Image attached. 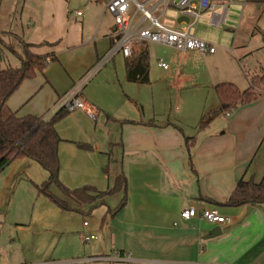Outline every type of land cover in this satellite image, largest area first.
Wrapping results in <instances>:
<instances>
[{
  "label": "crops",
  "instance_id": "1",
  "mask_svg": "<svg viewBox=\"0 0 264 264\" xmlns=\"http://www.w3.org/2000/svg\"><path fill=\"white\" fill-rule=\"evenodd\" d=\"M28 3L31 10L25 16L26 24L21 18L0 26V41L16 42L23 53L28 47L34 55L55 57L41 75L50 86L52 103L59 102L111 48L115 18L105 11V0H26ZM239 3L243 12L237 30L226 29L230 7L221 27L209 24L206 18L211 12L201 19L207 27L221 31L223 46L210 41L217 47L215 54L180 53L165 47V56L152 65L150 46L160 45L145 43L136 47L130 58L116 56L97 74L100 85L104 80L120 84L124 93L131 95L132 104L127 103L135 114L98 105L92 96L82 94L96 112L97 128L102 130L84 140L92 144L93 153L78 156L95 163L99 178L103 177L101 171H106L113 186L116 177L124 174L128 190L125 207L114 215L109 211L115 208H109L98 226L82 230L86 238H97L86 242L91 243L86 248L81 239L79 245L64 241L70 233L68 214L72 211L55 205L61 221L56 228L60 237L53 240L58 245L54 253L27 258L24 253L4 250L0 264H264V205L228 204L240 181L258 184L264 178V89L255 90L251 102L200 126L202 119L220 106L218 85L230 83L244 92L252 80L264 77V23L253 32L260 34L256 42L239 34L254 16L264 19V0H236L234 4ZM177 20L176 25L190 22L182 16ZM144 51L149 54V83L129 82L126 64ZM161 60L168 70L159 66ZM157 80L166 82L168 101L149 110L145 100L131 94V85H150ZM7 105L20 117H40L21 115L9 101ZM113 116L122 120L112 125ZM56 130L59 133L57 126ZM67 173L61 164L60 181L70 190L100 187L101 180L94 179L92 170L84 174L74 167L72 175ZM188 208L199 213L215 210L230 223L185 221L181 213ZM216 228L221 233L209 237ZM23 230L24 224L16 225L20 239Z\"/></svg>",
  "mask_w": 264,
  "mask_h": 264
},
{
  "label": "rangeland",
  "instance_id": "2",
  "mask_svg": "<svg viewBox=\"0 0 264 264\" xmlns=\"http://www.w3.org/2000/svg\"><path fill=\"white\" fill-rule=\"evenodd\" d=\"M25 1L0 0V26H6L9 23L15 24V22H20L21 18L23 23L26 24L25 16L31 10V7L30 3L26 5ZM235 7L241 8L236 10ZM230 10L226 29L237 30L242 20L243 5L241 3L233 4L230 6ZM205 14L206 17L210 16L208 12ZM179 16L180 14L175 9L170 8L161 18V22L167 27H175ZM263 23L264 19L257 15L254 16L250 23L242 26L243 32L239 31L241 38L244 37L247 40L256 42L260 34L256 31V34L253 35V32L256 28H260ZM247 25H249V28H246ZM220 33L221 31L216 30V28L207 27L203 20H200L191 31V34L198 38L223 46L224 44L219 37ZM2 41H0V66L3 69L20 68L19 56L23 54L22 47H18L14 41ZM166 52L167 48L163 46H150L151 64H156L157 59L163 58ZM160 75V71L156 70L155 77L159 78ZM97 76L86 83L82 94L92 96L98 105L115 108L122 113L133 116L135 113L129 107L130 104L127 103V101L131 103L129 100L131 95L124 93L120 84L115 86L112 82L104 80V83L100 85V83H97ZM131 87H133L131 94H137L139 98L145 100L149 110L158 109L167 104L169 91L164 81L157 80L150 85H131ZM50 94V86L43 79L41 73H38L35 78L25 80L22 83L20 88L10 97L9 103L12 104L14 110H20L21 115L33 114L49 120L58 112L56 107L59 103L58 101L52 103V98L49 97ZM112 119V125L118 124V121L122 120V118L115 116ZM99 124V118L94 119L86 113L75 111L58 122L57 128L63 139L60 148L61 164H65L67 174L72 175L71 172L74 167L84 174H87L88 170H92V174H95L94 179L96 181L101 180L100 187L96 185L95 187L105 192L113 186L112 180L108 179L106 171H101L103 177H101L102 179L99 178L100 174L97 175L99 172L95 163L88 162L80 158L82 156H78L84 155L83 153H93L81 146L92 145L84 140L102 130V128H97ZM48 178V173L38 163L28 159L14 161L0 174V253L4 250L7 253H21V255L24 253L27 258H33L38 253H54L58 245L57 243L53 244V240H58L60 237V235H57L56 228L61 219L54 212L56 209L55 204L39 193V187ZM74 179L78 180V178ZM108 183L111 184L110 188H108ZM52 191L58 197L66 199L58 189L52 188ZM122 199V194L107 197V205L98 208L71 202L74 210L68 214L71 219L69 222L70 231H68L70 233L65 234L64 241H68V243L72 241L75 245H79L81 239L82 246L90 248L91 243H86V236L82 235L84 234L82 230L98 226L108 209L116 208ZM17 224H24V230L21 232L22 239L15 231ZM95 236L98 237V234ZM22 240L26 243L21 242Z\"/></svg>",
  "mask_w": 264,
  "mask_h": 264
},
{
  "label": "trees",
  "instance_id": "3",
  "mask_svg": "<svg viewBox=\"0 0 264 264\" xmlns=\"http://www.w3.org/2000/svg\"><path fill=\"white\" fill-rule=\"evenodd\" d=\"M104 1V0H95ZM21 67L3 69L0 66V174L14 161L29 159L38 163L49 175V178L39 187V193L64 211H73L71 202L80 205H90L98 208L107 205V197L123 194V199L117 208L109 214H116L127 203V180L124 174L116 177L112 189L100 192L94 187H83L76 190L66 188L60 181L61 162L59 148L62 138L56 130L58 122L70 114L60 109L49 120L45 117L32 115L20 117L11 111L7 105L10 97L20 88L25 80L33 79L38 73H43L50 62L51 56L32 54L28 47L19 56ZM127 79L137 84L149 83V54L147 51L129 60L126 64ZM251 87L241 92L235 85L223 83L216 87L220 106L218 110L205 116L200 126H206L221 114L231 112L240 104L251 102L256 97L257 89H264V77L252 80ZM91 150L89 146H81ZM58 189L65 200L53 193ZM231 206L264 205V178L256 184L240 181L228 201Z\"/></svg>",
  "mask_w": 264,
  "mask_h": 264
},
{
  "label": "built area",
  "instance_id": "4",
  "mask_svg": "<svg viewBox=\"0 0 264 264\" xmlns=\"http://www.w3.org/2000/svg\"><path fill=\"white\" fill-rule=\"evenodd\" d=\"M236 0H105V11L115 18V32L113 43L108 52L96 65L79 81L62 99L56 109H65L69 113L83 111L96 119V112L89 108L83 99L82 91L92 78L107 67L118 55L125 58L132 56L133 50L145 43L171 48L180 53L197 51L203 56L215 54V44L191 34L205 13L211 12L206 18L211 26L221 27L226 23L229 7ZM170 8L175 9L180 16L189 18L190 22L181 21L175 27H167L161 18ZM218 9L221 11L218 12ZM78 16L82 12L76 13ZM164 70L169 67L164 61H159ZM181 218L205 220L212 224L230 223L215 210H204L199 213L195 208L182 211ZM86 225V223H85ZM87 237L86 241L96 240ZM1 262V259H0Z\"/></svg>",
  "mask_w": 264,
  "mask_h": 264
},
{
  "label": "water",
  "instance_id": "5",
  "mask_svg": "<svg viewBox=\"0 0 264 264\" xmlns=\"http://www.w3.org/2000/svg\"><path fill=\"white\" fill-rule=\"evenodd\" d=\"M220 233H221V229H220V228H216L215 230H213V231L209 234V237H210V236H212V237H216V236H218Z\"/></svg>",
  "mask_w": 264,
  "mask_h": 264
}]
</instances>
